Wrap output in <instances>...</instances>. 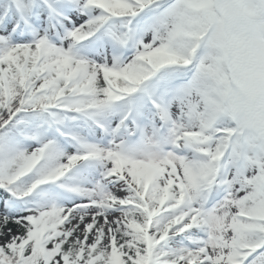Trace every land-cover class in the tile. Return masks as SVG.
Instances as JSON below:
<instances>
[{
	"label": "snow or ice",
	"instance_id": "1",
	"mask_svg": "<svg viewBox=\"0 0 264 264\" xmlns=\"http://www.w3.org/2000/svg\"><path fill=\"white\" fill-rule=\"evenodd\" d=\"M0 264H264V0H0Z\"/></svg>",
	"mask_w": 264,
	"mask_h": 264
}]
</instances>
